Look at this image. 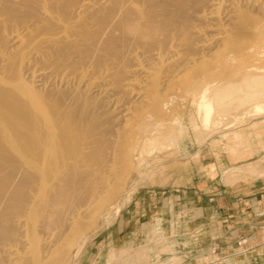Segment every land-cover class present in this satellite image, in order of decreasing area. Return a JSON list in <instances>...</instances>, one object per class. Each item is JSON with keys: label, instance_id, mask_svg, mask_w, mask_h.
Segmentation results:
<instances>
[{"label": "bare ground", "instance_id": "bare-ground-1", "mask_svg": "<svg viewBox=\"0 0 264 264\" xmlns=\"http://www.w3.org/2000/svg\"><path fill=\"white\" fill-rule=\"evenodd\" d=\"M215 18L219 46L239 54L264 21V0H0V264H67L66 234L90 226L83 215L118 173L125 137L109 96L136 88L139 102L162 109L156 87L135 86L152 79L145 67L182 41L189 54L179 63L195 69L212 51L195 22ZM201 106L207 120L210 105Z\"/></svg>", "mask_w": 264, "mask_h": 264}, {"label": "rangeland", "instance_id": "rangeland-1", "mask_svg": "<svg viewBox=\"0 0 264 264\" xmlns=\"http://www.w3.org/2000/svg\"><path fill=\"white\" fill-rule=\"evenodd\" d=\"M251 12L254 15L256 13ZM213 20H206L208 24L205 21L204 24L203 21L195 22L197 28L194 33L200 29L195 35L196 39L206 40L209 43L207 51L212 49L203 53L195 69L193 66L183 70L184 67L179 63L182 56L189 54L182 43L178 46L182 42L179 40L185 38L181 32L178 33L181 35H178L179 42L171 47L170 52H167L169 54L162 58L163 61L145 67L151 72L152 79L143 85L147 88L141 83L135 86L139 85L137 87L144 90L152 87L155 90L156 87L164 99L162 109L153 110L148 106L152 102L151 97L144 101L146 105L139 102L136 88L128 95L116 92V95L113 96V93L112 97L109 96L110 104L112 101L115 104L110 105L108 116L117 128L124 130L125 137L122 151L119 150L122 156L114 163V172L118 173L109 183L112 191H104L95 204L90 205V213L83 215L82 220L90 226L73 229L66 234L64 240H67L66 248L70 253L67 264H115L116 261H119L118 264H148L150 256L158 258L160 252L164 254L168 249L159 248L162 239L156 228L147 238L150 243H154L150 247L151 252H148L147 245L132 247L126 244L127 239L116 232L120 212L124 217L127 208L138 199L142 202L141 199L148 194L203 188L207 178L215 183L218 190L221 189V182L229 184L247 178H264V83L261 84L264 78L259 79L264 77V21L257 26L255 34L244 39L240 53L235 54L227 47L219 46L216 39L218 28L214 26L216 21L219 23V18ZM220 23L227 24L223 19ZM41 63L37 62L35 66L39 64L37 68L50 70V67ZM168 71L173 72L171 79L174 80L168 82L170 85L163 82V76ZM22 79L37 88L43 86V80L34 82L23 72ZM201 101L210 105L207 120ZM166 105L169 108L164 107ZM119 111L124 113L121 115ZM121 116L123 124L118 120ZM118 207L120 209L116 213ZM142 233L139 231L136 234L137 241L144 239Z\"/></svg>", "mask_w": 264, "mask_h": 264}, {"label": "crops", "instance_id": "crops-1", "mask_svg": "<svg viewBox=\"0 0 264 264\" xmlns=\"http://www.w3.org/2000/svg\"><path fill=\"white\" fill-rule=\"evenodd\" d=\"M219 185L207 178L203 188L148 194L120 212L116 232L151 252L147 238L156 228L168 252L148 264H264V178Z\"/></svg>", "mask_w": 264, "mask_h": 264}]
</instances>
